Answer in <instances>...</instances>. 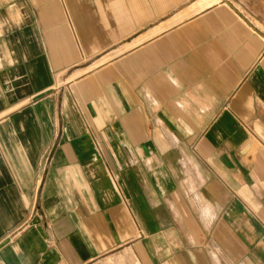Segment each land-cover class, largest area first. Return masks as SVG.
<instances>
[{"label":"crops","instance_id":"1","mask_svg":"<svg viewBox=\"0 0 264 264\" xmlns=\"http://www.w3.org/2000/svg\"><path fill=\"white\" fill-rule=\"evenodd\" d=\"M0 264H264V0H0Z\"/></svg>","mask_w":264,"mask_h":264}]
</instances>
